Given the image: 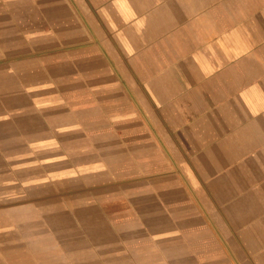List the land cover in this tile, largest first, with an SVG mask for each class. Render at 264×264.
Listing matches in <instances>:
<instances>
[{"label":"crops","instance_id":"1","mask_svg":"<svg viewBox=\"0 0 264 264\" xmlns=\"http://www.w3.org/2000/svg\"><path fill=\"white\" fill-rule=\"evenodd\" d=\"M0 264H264V0H0Z\"/></svg>","mask_w":264,"mask_h":264}]
</instances>
